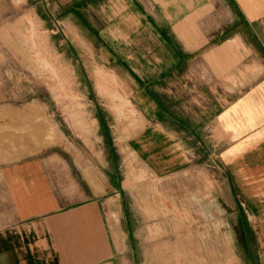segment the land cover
<instances>
[{
    "label": "crops",
    "instance_id": "0c3cea01",
    "mask_svg": "<svg viewBox=\"0 0 264 264\" xmlns=\"http://www.w3.org/2000/svg\"><path fill=\"white\" fill-rule=\"evenodd\" d=\"M100 6L101 32L124 34L116 35L124 43L118 46L157 50L154 59H136L155 62V76L136 80L142 87L133 98L149 123L135 126L132 151L156 176L193 160L219 162L252 218L262 211L263 225L264 0H101ZM62 159L52 153L0 162V264H126L122 189L110 185L107 170L78 177L62 168Z\"/></svg>",
    "mask_w": 264,
    "mask_h": 264
},
{
    "label": "rangeland",
    "instance_id": "374dc122",
    "mask_svg": "<svg viewBox=\"0 0 264 264\" xmlns=\"http://www.w3.org/2000/svg\"><path fill=\"white\" fill-rule=\"evenodd\" d=\"M90 3L0 0V162L58 153L78 177L107 170L122 189L126 264H264L262 211L252 218L219 162L156 176L132 151L149 123L136 80L155 76L136 59L157 50L118 46L124 34L102 33L101 0Z\"/></svg>",
    "mask_w": 264,
    "mask_h": 264
}]
</instances>
